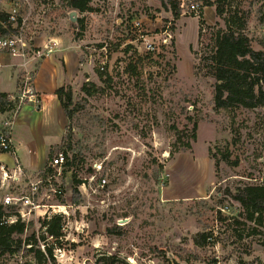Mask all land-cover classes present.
I'll return each instance as SVG.
<instances>
[{
  "label": "rangeland",
  "instance_id": "1",
  "mask_svg": "<svg viewBox=\"0 0 264 264\" xmlns=\"http://www.w3.org/2000/svg\"><path fill=\"white\" fill-rule=\"evenodd\" d=\"M204 1L91 0L92 11L81 12L69 0H0V25L10 27L2 33L23 25L30 68L37 72L50 57L66 61L61 87L69 104L59 143L40 147L34 157L19 151L25 164H35L27 167L32 178L47 174V206L0 264H38L37 251L48 244L53 257L43 264H95L102 254L117 255V264H264V217L262 225L246 219L234 199L239 187L264 183V108L215 107L216 80L208 68L195 69L209 53L199 43L201 9L208 24H225ZM230 1L251 11L246 32L255 49H264V0ZM15 5L18 22L11 25ZM149 44L154 54L147 53ZM42 45L58 49L33 60ZM3 60L19 85L0 94L17 96L25 61ZM102 65L113 77L109 85L98 73ZM88 83L105 89L90 94ZM22 105L0 106V118L15 121ZM59 152L72 167L51 166ZM74 175L81 179L77 187ZM56 215L63 216L58 238L45 224ZM116 226L119 235L109 232ZM202 232L211 240L197 246ZM33 234L37 243L28 240Z\"/></svg>",
  "mask_w": 264,
  "mask_h": 264
},
{
  "label": "trees",
  "instance_id": "2",
  "mask_svg": "<svg viewBox=\"0 0 264 264\" xmlns=\"http://www.w3.org/2000/svg\"><path fill=\"white\" fill-rule=\"evenodd\" d=\"M90 3L91 0H69V7L81 12L92 11ZM205 6H214L217 16L223 18L225 24L224 27L218 23L215 25L208 24L202 15L203 10L201 9L199 43L209 53L202 58L204 64L202 66L195 65V69L198 72V69L208 68L210 75L216 80L215 107L230 110L264 108V49H255L251 37L246 32L251 11L240 4L234 5L230 0H205ZM129 48L130 46H128ZM128 49L126 52H128ZM153 52L154 50L147 53L154 54ZM98 73H100L101 79L105 77L104 82L107 85L113 82V77L108 70L105 71V68L103 70L99 68ZM86 86L89 87L86 88ZM84 89L90 94H94L103 91L105 88L88 83L84 86ZM56 94L62 107L68 112V94L64 87H59ZM1 95L6 94L1 93ZM0 106H2L0 108L3 111V105L0 104ZM192 138H196L194 133ZM72 165L73 162L67 157L66 168H70ZM46 170V173H48L51 168ZM73 180L76 187L81 183V179H78L77 175H74ZM237 190L234 199L244 208L246 219L262 225L264 217V183L247 184ZM62 223V215H56L49 222H45L49 235L56 238L60 237L62 235ZM25 226L24 223H18L1 231L0 255L6 251H15L12 245L15 242L22 241L19 236L24 233ZM109 232L119 235L122 233V227L110 228ZM28 240L37 243L35 234L31 235ZM209 240H211V235L202 232L196 236L194 241L197 246H205ZM152 248L157 253L156 255L161 251L157 246ZM28 250L33 251V247ZM50 257H53V250L49 244L46 251H37L38 264H43L44 260L46 261ZM120 260L117 255L102 254L96 258L95 264H117ZM213 263L216 264L217 259H214Z\"/></svg>",
  "mask_w": 264,
  "mask_h": 264
},
{
  "label": "built area",
  "instance_id": "3",
  "mask_svg": "<svg viewBox=\"0 0 264 264\" xmlns=\"http://www.w3.org/2000/svg\"><path fill=\"white\" fill-rule=\"evenodd\" d=\"M192 8L196 9L197 7L192 5ZM18 17L19 11L15 5L8 15L7 22L13 25L18 22ZM9 28L7 25H0V68L3 64L4 55L22 58L25 61L23 65L26 67V80L19 95L0 94V104L6 110L12 109L16 102H21V104L37 102V96L33 89L36 68H30L31 60H28V50L31 49V45L22 36L23 25L15 34L2 33V30L6 31ZM41 48L42 50L36 49L34 51L33 57L35 58L33 60L38 57L37 61H39L43 59V56H48L54 51L52 45L51 47L42 45ZM147 50L153 51L155 46L149 44ZM104 68L105 65H102L101 69ZM13 129L14 120L0 118V233L3 229L18 223H24L26 225L24 231H26L32 217L36 216L39 220L40 217L45 216L44 208L47 206L42 198L46 174L39 171V173L36 172L35 178L29 175L28 168L20 157L19 147L14 140ZM29 152L34 153L33 149H29ZM65 160L66 155L59 152L52 159L51 166L62 167L67 162ZM261 180L264 178L262 177ZM102 181L103 183L107 182L106 179ZM56 212L59 213L60 210ZM15 246V244L12 245V247ZM33 246V243H27L29 249Z\"/></svg>",
  "mask_w": 264,
  "mask_h": 264
},
{
  "label": "crops",
  "instance_id": "4",
  "mask_svg": "<svg viewBox=\"0 0 264 264\" xmlns=\"http://www.w3.org/2000/svg\"><path fill=\"white\" fill-rule=\"evenodd\" d=\"M57 49L58 47L54 48V51ZM64 64L59 59L51 57L39 63L33 80L37 102H24L14 121V140L19 151L25 149L29 157H34L37 149L42 146L45 150L46 147L59 143L65 132L67 117L56 95L57 89L65 80L67 66ZM18 85L12 64L4 62L0 68V92H15L18 90ZM36 105L39 109L35 108ZM29 149H33L34 153L31 154ZM27 163L25 164L27 167L35 166L33 161Z\"/></svg>",
  "mask_w": 264,
  "mask_h": 264
},
{
  "label": "water",
  "instance_id": "5",
  "mask_svg": "<svg viewBox=\"0 0 264 264\" xmlns=\"http://www.w3.org/2000/svg\"><path fill=\"white\" fill-rule=\"evenodd\" d=\"M76 15H77V11L74 10L71 12L70 17L73 21H76V17H75Z\"/></svg>",
  "mask_w": 264,
  "mask_h": 264
}]
</instances>
